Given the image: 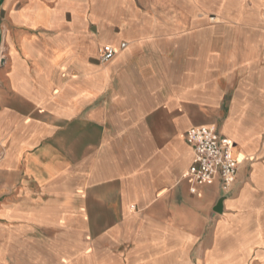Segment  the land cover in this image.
Segmentation results:
<instances>
[{
    "label": "crops",
    "instance_id": "1",
    "mask_svg": "<svg viewBox=\"0 0 264 264\" xmlns=\"http://www.w3.org/2000/svg\"><path fill=\"white\" fill-rule=\"evenodd\" d=\"M0 264H264V0H0Z\"/></svg>",
    "mask_w": 264,
    "mask_h": 264
},
{
    "label": "built area",
    "instance_id": "2",
    "mask_svg": "<svg viewBox=\"0 0 264 264\" xmlns=\"http://www.w3.org/2000/svg\"><path fill=\"white\" fill-rule=\"evenodd\" d=\"M120 47L104 45L100 48V61L112 60ZM186 140L194 150V159L184 177L190 181V191L198 194V186L203 183L219 181L221 189L228 192L237 178L242 158L236 153L234 142L222 135L214 126H200L189 129Z\"/></svg>",
    "mask_w": 264,
    "mask_h": 264
},
{
    "label": "water",
    "instance_id": "3",
    "mask_svg": "<svg viewBox=\"0 0 264 264\" xmlns=\"http://www.w3.org/2000/svg\"><path fill=\"white\" fill-rule=\"evenodd\" d=\"M220 207H221V205H219V208H220ZM219 208H218V209H219Z\"/></svg>",
    "mask_w": 264,
    "mask_h": 264
}]
</instances>
